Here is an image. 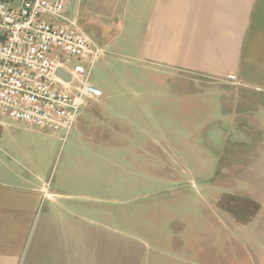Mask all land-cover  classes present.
<instances>
[{"label":"rangeland","instance_id":"obj_1","mask_svg":"<svg viewBox=\"0 0 264 264\" xmlns=\"http://www.w3.org/2000/svg\"><path fill=\"white\" fill-rule=\"evenodd\" d=\"M119 8L115 0H71L69 6L68 15L104 50L92 77L102 99L131 105L125 117L106 121L104 136L94 123L80 137L76 130L66 139L43 137L46 179L60 194L57 201L99 234L98 249L90 243L99 264H258L264 89L183 73L169 86L139 81L126 47L129 26L118 40L136 5L125 15Z\"/></svg>","mask_w":264,"mask_h":264},{"label":"crops","instance_id":"obj_2","mask_svg":"<svg viewBox=\"0 0 264 264\" xmlns=\"http://www.w3.org/2000/svg\"><path fill=\"white\" fill-rule=\"evenodd\" d=\"M115 5L124 15L128 5L129 10L136 5L118 40L129 26L126 47L139 81L153 78L169 86L177 73L215 80L235 75L242 88L264 89V0H115ZM130 105L111 97L87 100L72 130L80 137L96 123V134L104 136L106 121L125 117ZM227 120L230 136L232 112ZM46 134L0 116V264H99L98 251L90 252V243L98 249L99 234L84 225L82 214L57 201L60 194L46 179L50 164L40 145ZM257 250L258 264H264V243Z\"/></svg>","mask_w":264,"mask_h":264},{"label":"built area","instance_id":"obj_3","mask_svg":"<svg viewBox=\"0 0 264 264\" xmlns=\"http://www.w3.org/2000/svg\"><path fill=\"white\" fill-rule=\"evenodd\" d=\"M69 6L0 0V116L63 139L87 100L103 97L92 77L104 50L68 15Z\"/></svg>","mask_w":264,"mask_h":264},{"label":"water","instance_id":"obj_4","mask_svg":"<svg viewBox=\"0 0 264 264\" xmlns=\"http://www.w3.org/2000/svg\"><path fill=\"white\" fill-rule=\"evenodd\" d=\"M60 74H61V76H65V78H66L67 80H69V75H64L63 72H60Z\"/></svg>","mask_w":264,"mask_h":264}]
</instances>
